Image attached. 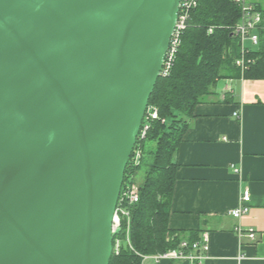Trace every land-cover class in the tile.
Listing matches in <instances>:
<instances>
[{"label":"water","instance_id":"obj_1","mask_svg":"<svg viewBox=\"0 0 264 264\" xmlns=\"http://www.w3.org/2000/svg\"><path fill=\"white\" fill-rule=\"evenodd\" d=\"M181 0H0V264H109Z\"/></svg>","mask_w":264,"mask_h":264},{"label":"crops","instance_id":"obj_2","mask_svg":"<svg viewBox=\"0 0 264 264\" xmlns=\"http://www.w3.org/2000/svg\"><path fill=\"white\" fill-rule=\"evenodd\" d=\"M176 164L169 230L207 236L201 264H264V79L218 82L215 94L194 108ZM246 188L249 210L234 219L230 212Z\"/></svg>","mask_w":264,"mask_h":264},{"label":"trees","instance_id":"obj_3","mask_svg":"<svg viewBox=\"0 0 264 264\" xmlns=\"http://www.w3.org/2000/svg\"><path fill=\"white\" fill-rule=\"evenodd\" d=\"M240 17L234 0H199L190 12L170 73L157 80L148 101V107L156 109L158 119L149 122L144 140L136 141L124 172L119 196L127 186L135 184L144 167L143 180L137 188L138 201L128 207L130 248L125 243L123 227L115 236L121 241L120 250L117 255L112 254L109 264H141V256L176 249L181 240H199L198 232L168 228L176 154L194 108L215 94L218 82L264 79V31L258 47L245 55L253 60L252 64L243 73L235 65L241 50L232 28ZM138 145L140 156L134 165Z\"/></svg>","mask_w":264,"mask_h":264},{"label":"built area","instance_id":"obj_4","mask_svg":"<svg viewBox=\"0 0 264 264\" xmlns=\"http://www.w3.org/2000/svg\"><path fill=\"white\" fill-rule=\"evenodd\" d=\"M198 3L199 0H181L174 29L171 34L168 48L162 63L160 78L167 77L169 75L173 65L174 57L178 47L180 46L181 34L186 29L190 12L197 7ZM234 3L239 6L241 11V17L239 21L232 28L233 35L238 37L240 41L241 50V57L235 61V65L240 70V72L243 73L253 62L252 59L245 58V55L248 54L250 49L257 48L260 43V32L264 31V13L257 10L255 6L248 4L247 0H234ZM246 42H249L251 47H246ZM157 119L158 114L156 109L147 107L141 128L137 136V140H139V142L144 140L146 132L149 128V122ZM139 145L134 154V165L138 163L140 156ZM235 172H238V170L235 169ZM137 201V187L134 184L127 186L121 196L118 198L112 217L111 232L114 234L113 240L120 230L125 227V243L129 248L130 211L128 207L137 203ZM249 202L250 192L246 188L241 191L239 204L230 212V215L234 219H239L241 216L247 214L249 210ZM235 232L238 236L243 235V230L239 227L235 228ZM247 237L249 240L254 241L255 232L251 229L247 230ZM120 246L121 241L119 239H115L114 243L112 244V254L117 255L120 250ZM208 248V240L206 235H202L199 240L192 243L188 242L187 240H181L179 247L176 249H170L164 253L153 256H141V264H162L172 261H188L191 262V264H201L202 260L206 258L205 254L208 252Z\"/></svg>","mask_w":264,"mask_h":264},{"label":"rangeland","instance_id":"obj_5","mask_svg":"<svg viewBox=\"0 0 264 264\" xmlns=\"http://www.w3.org/2000/svg\"><path fill=\"white\" fill-rule=\"evenodd\" d=\"M249 1H252V0H249ZM257 1L258 3H260V5H264V0H255ZM245 46L246 47H251L250 43L249 42H246L245 43ZM220 85H223V83H220ZM143 172H144V167H142L141 171L139 172L138 176L136 177L135 179V186L138 188L139 185L142 183V180H143Z\"/></svg>","mask_w":264,"mask_h":264}]
</instances>
